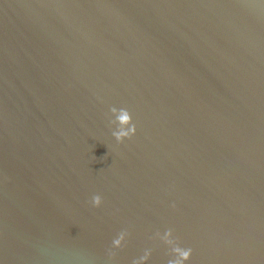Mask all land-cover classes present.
Wrapping results in <instances>:
<instances>
[{"label":"water","instance_id":"obj_1","mask_svg":"<svg viewBox=\"0 0 264 264\" xmlns=\"http://www.w3.org/2000/svg\"><path fill=\"white\" fill-rule=\"evenodd\" d=\"M177 248L264 264V0H0V264Z\"/></svg>","mask_w":264,"mask_h":264},{"label":"clouds","instance_id":"obj_2","mask_svg":"<svg viewBox=\"0 0 264 264\" xmlns=\"http://www.w3.org/2000/svg\"><path fill=\"white\" fill-rule=\"evenodd\" d=\"M111 112L113 115H116L115 121H112V123H117L119 125L118 130L114 131L112 135L115 137L117 142H122L125 138H130L132 135L135 134L136 128L135 125L132 124V117L131 114L127 109H119L117 110L115 107L111 108ZM102 200L99 195H94L92 197L91 203L94 207H99ZM123 239V236L121 235L120 239H114L113 240V246L119 247L120 246V240ZM175 251L179 252L181 261L177 262V264H182L183 260H188L191 256V249L187 250H181L179 248L175 249ZM114 255V253L109 252L110 258ZM142 259H147V256L143 257ZM172 264V262H170Z\"/></svg>","mask_w":264,"mask_h":264}]
</instances>
